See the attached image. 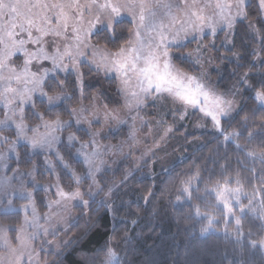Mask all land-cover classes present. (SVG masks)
Wrapping results in <instances>:
<instances>
[{"label":"trees","instance_id":"16d2710c","mask_svg":"<svg viewBox=\"0 0 264 264\" xmlns=\"http://www.w3.org/2000/svg\"><path fill=\"white\" fill-rule=\"evenodd\" d=\"M247 5L245 11L248 18L235 24L230 46L222 44L225 33L221 31L213 36L207 35L201 41L193 40L170 48L175 53L173 61L176 66L197 75L199 69L183 55L192 52L200 42L205 43L210 48L214 63L217 66L225 64L222 76L217 71L211 75L215 88L227 92L241 82V105L233 117L221 122L225 133H185L183 129L180 139L184 157L168 171L159 173L155 170L149 175H143L142 170L135 173L116 192L110 209L95 201L87 209L74 207L76 221L68 231L72 242L54 257L52 264H103L109 247L116 251L121 264H264L261 248L251 243L256 241L259 244L264 239L262 219L252 214L241 217V231L245 237L243 242L233 241L222 232L226 221L224 211L216 205L213 194L205 193V188H214L217 181L223 184L224 178H231L232 186L238 178L244 192L260 194L264 207V162L259 156L264 151V107L255 99L257 91H264V19L260 17L258 0H249ZM250 21L255 23L258 31L249 27ZM132 30L133 23L122 18L115 25L114 35L101 29L94 34L93 40L106 50L115 52L130 40ZM212 40L214 46L210 43ZM257 51L262 61L260 65L255 62L258 59ZM80 70L83 74V98L76 86V75L70 70L66 74H57L55 79L46 80L44 89L48 94L60 93L61 89L52 85L56 81H65L67 86L63 91L71 99L63 101L56 108H49L45 101L35 99L32 107L43 114V119L54 120L58 115L62 120H69L73 117L70 110L89 104L96 93L102 96L105 104L106 96L110 103L119 98V85L115 78L106 77L87 64H83ZM242 80H246V83ZM2 115L0 113V117ZM25 119L30 124L36 119L31 106L25 109ZM186 119L195 122L200 120V114L193 111ZM68 129L80 138H87L84 129L75 124H71ZM0 133H9L12 139L15 138L11 128L0 130ZM232 133L237 135L232 136ZM225 136L230 137L226 140ZM198 141L201 142L199 146L196 143ZM237 144L241 145L240 149H237ZM66 146L62 144L61 151L77 172L82 173L83 166L73 157V148ZM19 149L22 155L18 166L26 170L36 164L38 179L46 177L48 173L42 163L44 156L28 154L22 146ZM249 152H255L257 156H250ZM57 170L61 185L68 189L67 186L72 185L69 174L60 166H57ZM121 170L99 177L103 190H108L111 183L120 180ZM188 180H191L193 188L199 189L204 199L189 200L182 193L185 186L182 182ZM35 201L39 211L44 213L47 206L42 190L36 191ZM197 206L200 211L213 214L220 220L215 224V232L202 234L206 221L196 217ZM21 218L19 212L0 215L1 222L11 227L19 226ZM227 227L233 229L234 224L230 222ZM9 236L15 242L16 230H9ZM41 256L44 257V253Z\"/></svg>","mask_w":264,"mask_h":264},{"label":"rangeland","instance_id":"374dc122","mask_svg":"<svg viewBox=\"0 0 264 264\" xmlns=\"http://www.w3.org/2000/svg\"><path fill=\"white\" fill-rule=\"evenodd\" d=\"M32 2H35V0H32ZM41 2L52 3L56 2V0H41ZM60 2L69 3L72 2V0H60ZM87 2H89V0H79L81 5ZM100 2H103V0H100ZM117 2L123 4L125 3V0H117ZM165 2H171L173 5H178L181 3V0H165ZM188 2L191 3V0H188ZM248 3L249 0H247V4ZM54 11L57 13L59 12V10ZM66 11L69 12L70 17L67 21L66 30L62 27L58 28V26L63 25L64 23L63 16H54L51 11L48 12V15L52 17L49 27L54 30L58 29L61 32L60 36H56L53 34V32H49L42 37L41 44L37 45L29 41L25 44L24 48L29 53H36L38 52L39 48H43L44 52L51 56L55 54L57 47H59L61 53H63L65 46H68L73 54L77 55L75 52L77 43L75 39L76 33L73 31V29L80 27L86 29L88 26V21L95 22L97 9L93 8L91 11L85 9L83 11L82 21L78 18V14H76L74 9H66ZM175 11L176 8L174 7L173 12ZM234 11L235 9H233V12ZM207 14L211 16L209 10H207ZM122 18L128 19L132 22V16L127 12L121 13L120 19ZM103 19L104 16H102V20ZM218 19L219 18L217 16L212 17L213 26L216 27L215 34H213L211 29L208 27H205L202 33L190 32L187 38H184V34L181 33L177 41L172 43L168 49L171 54L172 63L175 64L173 61L175 53L170 49L171 47L180 46L193 40L201 41V39L207 35L213 36L221 31H224L225 35H223L222 44L230 46L235 33V24L232 29H229L224 24L216 23ZM97 29L101 30L103 28L98 24ZM97 29H93L92 34H90L89 43L93 46H96L99 51H96V49L92 47H81L80 51H82L84 55H77L76 59L80 73V68L83 64H87L96 70L95 65L92 64L91 61L93 59L99 61L100 57L106 50L105 48L94 43L93 36L97 31H99ZM38 35L39 33L33 29V38ZM20 38H23L26 41L28 40L26 33L22 34ZM130 40H134V36L131 34ZM210 43L212 46H214V40H212ZM94 51H96L95 56L93 55ZM183 58L193 62L195 67L199 69V74L197 75L203 74L206 82L215 88L214 80H212L211 75L214 71H217L222 76V68L225 67V64L217 66L214 63V60L210 54V48L207 46V44L200 42L192 52L184 54ZM257 58L258 59L257 61L255 60V62L260 65L262 61L259 59V51H257ZM24 60L25 56L23 51H19L12 56L10 64L11 66L17 67L18 69H22ZM197 61H199V63H197ZM63 63L68 65L67 71L70 70L77 76V73L72 70V61L65 58ZM29 67L32 73H36L37 76L43 77L45 82L48 78H53L57 74H66L67 72L62 68L53 70V63L51 59L33 58ZM45 69L49 70L46 76L44 75ZM100 72H102V74L106 77L115 78L118 81L119 90L120 82L115 73H106L103 69H101ZM6 74L7 73L5 72V75ZM45 82L43 83L42 88L38 86L37 90L32 93L30 102L15 103L13 105V109L16 113L13 119L16 122L20 121V114L22 110L23 122L28 125L29 128L43 124V121L36 115L39 112L34 110L32 106L35 99L43 100L48 104L46 96L41 95V91L47 93L44 89ZM243 82L246 83V80ZM240 84L241 82L232 86L230 91L222 92L227 94L228 99L234 101V109L227 117H221L219 128L214 126L210 117H204V115L200 113L198 109H188L187 114L184 115L183 119H181V114L183 113L184 109L181 105L175 103L170 97L166 95L148 97L144 100L143 105L139 109L134 108L129 110L123 106L124 97L120 91L119 98L114 99V101L111 103L110 101H107L108 97L106 96L105 104L102 96H100L99 93H96L89 104L80 105V107L77 109L85 108L86 111L78 113V115H72L73 117L69 120H63L67 121L68 123L63 129L55 133V135L59 137V140L53 143L51 148L44 147L33 149L30 144H28L23 139L17 141L15 124L11 121H9V126H0V130H7L11 128L15 133L14 139H12L9 133L5 135L0 133V136L9 137L8 141L6 142L0 140V154L3 156V158L0 159V215L19 212L22 216L19 226L11 227L3 224L0 220V228L7 231L9 238V230L11 229L16 230V237L18 235L22 237L25 235L30 236L37 230L31 223L33 221V206L35 207L36 215L40 217L37 223L39 226H41V231L35 240L29 241L30 247L22 248L19 241L16 240L13 242L10 239L14 248L24 252L25 264H27V258L29 254H32V264H36L37 257L35 253L39 254V264H52L54 257L61 254L62 251L70 245L72 238L69 236L68 231L71 224L76 221V215L73 210L74 207L81 206L87 209L90 203L95 201L98 205H103L110 209L114 201L113 199L116 196V192H119L121 187L124 186V184H126L135 173L142 170L143 175H149L155 170L159 171V173L168 171L173 166V164H175V162L184 157L183 142L180 139L182 138L180 134H183L184 131L185 133L210 131L217 134H224L225 131L223 130L221 124L222 120L233 117L241 105L242 92L239 89ZM13 86L15 87L16 85L14 84ZM29 87H31V85H29ZM47 95L53 94L47 93ZM257 101L261 106L264 107V104H262L261 101ZM29 106L32 108V115L36 118L33 124L28 123L25 119V109H27ZM105 106H107L109 110L118 109L117 115L119 120H123L125 122L118 123L116 120H109L106 122L104 120ZM151 106L152 108L150 109ZM193 111H198L200 114V120L188 122L186 118L188 115H191ZM0 113H3V115L0 117V120L5 119L6 113L8 116H12V111L5 109L3 102H0ZM133 117H135V120ZM77 119L80 120L79 124L76 122ZM97 119L99 120V123L92 122L89 124L88 122L95 121ZM44 121L49 120L44 119ZM71 124H75V126L78 128L84 129L87 138H80L75 133L69 131L68 127ZM169 128L171 131H166ZM123 130V133L125 134L122 133ZM39 131L43 133L45 132V129L40 127ZM96 131L102 133L95 138L97 144L101 146L99 148L100 154L96 157H93V165L99 167V171L95 172V179L100 186L99 188L93 184L92 178L88 175V165L85 163L84 159L85 153L90 154L95 150L94 146L88 144V142L92 139L90 133ZM133 133L134 135H132ZM27 135L32 136L33 133L28 131ZM69 135H74L77 139L73 142H69ZM229 137L230 136H228V138ZM13 142H15L14 146ZM196 143L198 146L201 144L200 141ZM62 144L73 148V157L77 161L81 162L83 166L82 173L77 172L74 166L66 158L65 153L61 151ZM82 144H88V147L82 149ZM20 146H22L23 149L26 148L28 154H42L44 156L42 163L45 167L46 173L48 174L46 177H43L42 180L38 179L36 164H33L31 168L26 170L18 166L20 163V156L22 155L19 149ZM61 157H63L62 160ZM65 165H67V167ZM57 166L65 169L71 178L70 182H72V185H69V183V186H67L68 189L61 185ZM121 168L122 176L120 180L111 183L110 188H112V194L111 196H106L105 193H107L108 190H100L102 189V184L100 183L99 177L107 173H116ZM73 172H75L76 176H73ZM77 176L79 177V182H77ZM229 187L240 188V191L236 193L234 197H229L230 205L235 209L236 215L241 218L246 214H252L253 216L260 217L262 219V223H264V218H262L261 215L264 213V207L260 199V194H248L244 192L242 187L237 182H235L232 186L230 184ZM59 189H62L65 192H71L78 189L81 192V196L73 199H62L57 194ZM37 190H42L44 192V200L47 206V210L44 213L39 211L35 201V193ZM28 193H31L30 197L28 196ZM213 195L215 196L214 193ZM237 198L239 200L238 204L235 202ZM57 201L60 202L59 205H57ZM85 201H87V204L84 203ZM241 205L245 206V211L243 213L239 211ZM25 206H27V209H25ZM217 206L221 208L226 215V221L223 225L222 232L233 239V241L243 242L245 237L244 234L239 240L236 238L235 218L229 216L225 212L222 204ZM200 213L202 215L198 216L196 213L195 215L197 218L204 219L206 221V226L204 228L208 229L207 231H202V234L208 235L215 232V224L220 222V220L217 219L213 214L209 213L212 217H214L212 224L209 225L207 217L203 215L206 212L200 211ZM26 217L29 221L28 224L25 223ZM226 222H232L234 224V228L229 229L227 227L228 223ZM43 229H47V234H44ZM256 245L261 248L264 254V246H262L260 243H256ZM41 253H44V257L41 256ZM0 257L4 258V264H8V260L13 259L12 253L2 246H0Z\"/></svg>","mask_w":264,"mask_h":264},{"label":"snow or ice","instance_id":"6c2138e0","mask_svg":"<svg viewBox=\"0 0 264 264\" xmlns=\"http://www.w3.org/2000/svg\"><path fill=\"white\" fill-rule=\"evenodd\" d=\"M247 6V0H214V2L213 0H191V3L188 0H181L178 5L165 2V0H125L123 4L117 2V0H103V2H100V0H89L83 5L79 3V0H72L69 3L60 2V0L52 3H44L41 0H35V2H32V0H0V102H3L5 109L12 111V116H8L6 113L5 119L0 120V126H9V121H11L15 124L17 141L23 139L33 149L51 148L53 143L59 140L55 133L63 129L67 125V121H63L58 115L54 120L44 121L43 114L37 113L36 115L43 121V124L29 128L23 122L22 110L20 121L16 122L13 119L16 114L13 105L15 103L30 102L32 93L37 90L38 86L42 88L45 82L43 77L37 76L36 73L30 71L29 66L33 58L51 59L53 70L62 68L65 71H67L68 65L63 63L64 59L72 61V70L77 73L76 86L80 89L81 98H83V74L79 72L76 63L77 55H84L80 51L81 47H92L99 51L96 46L89 43V36L92 34L93 29H97L99 24L103 30H107L114 35L115 25L120 22L121 13L127 12L132 16L134 29L130 34L134 36V40H129L115 52L105 50L99 61L95 59L91 61L97 71L103 69L106 73L113 72L116 74L120 82L119 91L124 97L123 106L129 110L139 109L148 97L166 95L184 109L181 119L187 114L188 109H198L204 117H210L214 126L219 128L221 117H227L234 109V101L228 99L226 93L219 92L209 85L203 74H190L176 67L172 63L168 49L172 43L177 41L181 33L184 34V38H187L190 32L202 33L204 28L208 27L215 34L216 27L213 26V16L219 18L216 23L224 24L229 29H232L238 18L245 20L248 18V14L245 11ZM174 7L176 8L175 12H173ZM258 7L260 17L264 19V0H258ZM93 8L97 9L95 22L88 21L86 29L83 27L73 29L76 33L75 52L77 55H74L68 46H65L63 53L57 47L55 54L51 56L47 55L43 48H39L36 53H29L24 48L29 41L33 44H41L42 37L49 32H53L56 36L61 35L58 29L54 30L49 27L52 19L48 15L49 11L54 16H63L64 23L58 28L62 27L66 30L67 21L70 18L66 9H74L76 14H78V18L82 21L83 11L85 9L91 11ZM210 8L213 10L211 16L207 14V10ZM233 9H235L234 12ZM54 10H59V12L57 13ZM102 16H104L103 20ZM249 27L253 31H258L255 23L251 21L249 22ZM33 29L39 33L35 38H33ZM24 33L28 36L27 41L20 38ZM19 51H23L25 56L22 69L10 64L12 56ZM96 51L93 52L94 56ZM48 71V69L44 70L45 76ZM5 72L7 73L6 75ZM244 75L247 76V73ZM53 79L55 78L53 77ZM14 84L16 85L15 87L13 86ZM66 86L65 81H56L52 87L61 89L60 93L54 92L53 95H47V93L41 91V95L47 98L49 108H56L63 101L71 99L63 91ZM255 98L264 104V91H257ZM70 111L72 115H78V113H82L86 109L72 108ZM117 112L118 109L109 110L105 106L104 120L106 122L116 120L118 123H124L125 121L119 120ZM133 119L135 120V117ZM246 119L247 117H245ZM76 122L79 124L80 120L77 119ZM88 122L89 124L92 122L99 123V120ZM40 127H43L45 132L41 133L39 131ZM28 131H31L33 135L28 136ZM166 131H171V129L169 128ZM101 134L99 131L90 133L92 139L88 144L93 145L95 150L90 154H84L85 163L88 165V175L92 178L93 184L97 188L100 186L95 179V172L99 171V167L93 165V157L100 154L99 148L101 146L97 144L95 138ZM231 135L235 136L237 134L232 133ZM8 139L9 137L7 136H0L2 141L6 142ZM68 139L69 142H73L77 138L74 135H69ZM225 139L227 140L228 136H225ZM14 144L15 142H13V146ZM88 144H82L81 148L88 147ZM236 147L240 149L241 145L237 144ZM248 155L255 157L257 153L249 152ZM259 156L264 162V151L259 153ZM2 158L3 156L0 154V159ZM62 159L63 157H61ZM65 166L67 167V165ZM72 174L76 176L75 172ZM76 179L79 182L78 176ZM182 183L185 185L182 188V193L189 200L193 198L197 200L204 199L200 195L199 189L192 187L191 180ZM230 183L231 178H224L223 184L217 181L214 188H205V193L208 195L214 193L217 205L222 204L225 212L235 218L236 238L239 240L243 235L241 231L243 224L241 218L236 215L235 209L230 205L229 197H234L240 191V188H231L229 187ZM237 183L239 184L238 178ZM100 190L102 191L103 189ZM57 194L62 199H73L81 196V192L78 189L71 192L59 189ZM111 194L112 188H109L105 195L111 196ZM28 196L30 197L31 193H28ZM235 202L239 203L238 198ZM56 203L59 205L60 202L57 201ZM84 203L87 204V201ZM25 209H27V206H25ZM32 211L33 221L31 223L37 230L30 236L25 235L22 237L18 235L15 238L19 241L22 248L30 247L29 241L35 240L41 231V226L37 223L40 217L36 215L34 206ZM239 211L243 213L245 206L241 205ZM196 215H202L199 206L196 207ZM203 215L207 217L209 225H211L214 217L209 213H204ZM261 215L264 218V213ZM25 223H29L27 217L25 218ZM207 230V228L202 229V231ZM43 232L47 234V229H43ZM251 243L255 246L257 242L252 241ZM259 243L264 246V240ZM0 246L12 253L13 259H9L8 264H25L24 252L12 246L7 231L2 228H0ZM35 255L37 257L36 264H39V254L35 253ZM0 264H4L3 257H0ZM27 264H32V254H29ZM103 264H121L118 254L112 247L108 248Z\"/></svg>","mask_w":264,"mask_h":264},{"label":"crops","instance_id":"0c3cea01","mask_svg":"<svg viewBox=\"0 0 264 264\" xmlns=\"http://www.w3.org/2000/svg\"><path fill=\"white\" fill-rule=\"evenodd\" d=\"M208 10L210 11V14L212 15V11H213V10H212L211 8L208 9ZM213 17H216V16H213ZM238 20L240 21V20H242V19H237L236 22H235L234 24H236V23L238 22ZM220 29H221V27H220ZM220 31H221V30H220Z\"/></svg>","mask_w":264,"mask_h":264}]
</instances>
